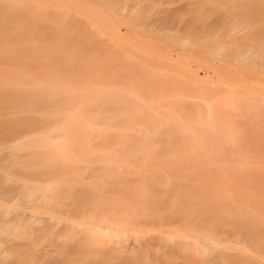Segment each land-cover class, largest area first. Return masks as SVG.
<instances>
[{"label": "rangeland", "instance_id": "obj_1", "mask_svg": "<svg viewBox=\"0 0 264 264\" xmlns=\"http://www.w3.org/2000/svg\"><path fill=\"white\" fill-rule=\"evenodd\" d=\"M44 2L40 21L25 23L27 39L37 29L43 43H58L55 24L89 39L74 53L87 71L57 67L54 72L72 87L70 95L109 96L129 106L135 98L154 100L160 112L176 107L175 113L190 121L196 112L214 114V130L233 132L219 139L211 159L264 170V0ZM63 46L74 51L69 42ZM18 72L55 88V75L43 66L28 64ZM5 81L0 79V91L10 86ZM6 101L0 98V121L9 112ZM96 128L87 159L77 152L78 166L64 164L55 173L40 168L41 176L30 171L34 164L21 153L12 154L10 145L20 141L0 139V264H202L211 256L198 253L202 241L221 247L219 264L257 258L243 236L205 228L198 217L185 222L170 191L151 199L119 192L140 186V167L121 163L116 145L105 143V138L115 141L118 127ZM200 131L210 130H186L181 144L194 151L193 161L207 159L199 156ZM175 132H170L172 152L179 150ZM161 173L153 183L166 182L172 190L177 179Z\"/></svg>", "mask_w": 264, "mask_h": 264}, {"label": "bare ground", "instance_id": "obj_2", "mask_svg": "<svg viewBox=\"0 0 264 264\" xmlns=\"http://www.w3.org/2000/svg\"><path fill=\"white\" fill-rule=\"evenodd\" d=\"M44 1L0 0V68L9 70L8 73L0 72V79L10 85L0 91V98L6 97L9 108L5 118L0 121V139L5 142L20 141L10 145L12 154L17 156L21 153L28 162L33 163L34 168L29 169L36 172L35 175L44 174L39 171L40 168L55 173L64 164L78 166L82 160L80 155L87 159L93 153L88 148H92V138L98 132V124L108 128L118 127V130H114L117 132L115 141L110 142L109 138H105V143L111 147L116 145L120 162L140 167L139 175L142 176L140 186L133 190L120 188L119 192H134V195L151 199L156 194L170 191L172 199L177 200L180 206H176L175 210L183 213L185 222L192 223L198 217L201 226L212 230L228 229L254 246V251L249 252L257 254L258 259L248 255L244 259L237 258L234 263L264 264L263 168L230 167L211 159L219 139L233 131L220 134L214 130V114L211 116L194 111L195 120L190 121L175 113L178 111L176 107L170 108L174 113H162V107L156 105L154 100L135 98L129 106L126 100L112 101L109 96L89 99L86 93L76 98L70 95L74 92L72 87L64 82L65 79L57 80L54 72L57 67L69 72H76V68L87 71L85 63L74 53L84 49L89 39L83 34H79L83 36L81 40L78 35L65 33L61 23V27L56 24L52 27V35L58 43H43L37 29L30 40L27 39L28 25L25 23L28 18L40 21L46 4ZM65 42H69L74 51L67 53L62 47ZM28 64L33 68L43 66L48 75H55V88L50 89L43 82H34L30 74L18 72ZM28 81L29 85L26 84ZM206 109L212 111L213 106ZM171 130H176L174 140L179 149L177 152L170 150ZM186 130H210L198 134L199 156L207 159L193 161L194 151H188L181 145ZM184 158L191 160L184 161ZM38 166V170H35ZM161 172L177 179L178 183L172 186V190L167 188L166 182L164 186L153 183L162 179ZM200 244L204 247L198 250L199 254H211L202 260V264H219L221 247L217 243L208 246L207 241Z\"/></svg>", "mask_w": 264, "mask_h": 264}]
</instances>
